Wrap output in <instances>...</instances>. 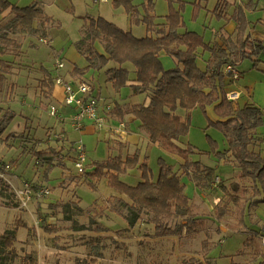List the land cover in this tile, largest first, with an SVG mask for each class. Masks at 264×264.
Instances as JSON below:
<instances>
[{
  "label": "rangeland",
  "instance_id": "rangeland-1",
  "mask_svg": "<svg viewBox=\"0 0 264 264\" xmlns=\"http://www.w3.org/2000/svg\"><path fill=\"white\" fill-rule=\"evenodd\" d=\"M10 1L18 7L39 1L45 14L55 22L49 25L44 34L39 26L35 25L37 30L30 36H12L21 45L20 50L16 54L6 52L8 57H3L11 64L12 74L0 92V108L11 112L13 118L4 133V136L12 134V138L10 137L7 143H0V177L10 186L12 192L21 182L31 184L34 190H49L48 196L33 199L26 208L20 207L16 197L7 196L6 199H0V234L19 225L16 232V251L21 256L31 255L33 264H181L189 258L200 260L203 264H258L264 257V246L259 244V237L250 231L258 222L253 220V214H250L249 228L244 224L235 226L239 223L238 208L228 201L227 195L219 189L220 183L227 186L232 181H238L242 188L249 190L250 183L238 179L235 164L228 166L227 172H224L223 165H217L214 158L205 154L209 151L206 135L218 143L221 151L227 145L219 131L213 128L206 130L209 119L201 110H177L180 117L190 121V129L188 135L183 138L184 142L203 153L202 156H193L192 159L216 168L219 175L214 180L212 190L197 192V195L190 199L194 217L198 224L201 222V225L194 227L197 232L193 236H159L148 215H144L135 227H128L120 216L112 212L109 199L115 193L107 188L105 180L93 182L96 190L90 189L87 184L90 180L84 174L79 175L73 163L66 160V151L68 155L71 154V146L79 143L84 146L86 164L105 160L109 148L105 146L101 151L102 147H99L96 135H80L69 127V121H60L58 112L55 116L50 115V108L57 110L59 105L56 100H49L46 91L39 86L43 79L41 69L50 72L52 67L61 61L64 66L61 72L64 76L75 66L83 68L86 65L80 56L74 63L66 57L67 53L73 54L71 49L82 36L81 27L86 15L103 16L136 37L146 34L144 26L130 25L128 16L121 9H113L110 0L101 4L93 3L92 0ZM139 1L141 0H136ZM153 1L159 22L161 17L167 14L169 5L164 0ZM183 1L186 2L183 11L185 29L203 35L205 41L214 42L211 30L218 29V23L223 19L216 16L206 18L204 9H195L190 4L195 0ZM227 1L230 4L227 10L232 15L235 12L233 6L238 5L236 0ZM241 1L243 17L247 22L243 35L260 41L263 49L259 50V54L254 58H245L237 65L236 70L241 73V77L237 85L233 86L234 91L248 84L250 79H264V0ZM214 3L215 0H210L207 8L211 10ZM8 17L9 15L4 13L0 15V21L4 22ZM40 38L45 39L47 43H40ZM208 58L209 53L204 52L197 61L201 70H204ZM254 60L258 61L257 69L253 67ZM130 67L133 70V67ZM69 75L71 76L70 73ZM103 84L104 80L100 77L99 82L95 83V93L100 92L103 97H108L106 94H109L114 98L112 91L106 90ZM120 93L126 97L129 89L123 88ZM246 99L242 96L238 100L239 104L244 105ZM145 100L144 95L139 97L140 102ZM105 125L107 127L102 130L108 132L109 124L103 122V126ZM117 125L118 123L113 126ZM135 125L137 126V123ZM135 125L134 130L137 128ZM131 126L130 124L129 127ZM56 136H61L62 139H55ZM178 145L183 147L184 144ZM150 146L148 148L141 144L139 153L141 162L147 163L150 178L155 181L158 175V158H163L173 167L178 166V159L166 150L155 145ZM62 147L63 152L53 155V167L47 169L45 163H36L33 152L49 151L50 148L59 151ZM110 152L113 156L123 158L127 154L123 149L118 151L110 148ZM66 173L74 177L66 178ZM137 175V170H132L129 175L122 176L121 180L128 185H136L140 181ZM13 176L17 181L12 180ZM23 183L18 188H21ZM239 195L242 196L241 192ZM224 202L227 203V213L222 219H218L214 207ZM118 208L121 209L122 206ZM260 208L264 209V205ZM121 212L124 214L126 210ZM182 222L183 220L177 218L163 220L171 230ZM22 224L23 226H20ZM43 226L51 230L45 231ZM96 252H100V255Z\"/></svg>",
  "mask_w": 264,
  "mask_h": 264
},
{
  "label": "trees",
  "instance_id": "trees-1",
  "mask_svg": "<svg viewBox=\"0 0 264 264\" xmlns=\"http://www.w3.org/2000/svg\"><path fill=\"white\" fill-rule=\"evenodd\" d=\"M110 1L113 9H121L128 16L130 25H143L145 36L135 37L130 31H124L102 17L84 16L82 36L74 47L86 65L83 68L75 66L70 74L82 79L90 69L101 71L112 63L114 66L106 70L109 75L107 82L111 83L112 89L119 91L128 87L135 94L145 93L148 104H134L124 110L117 106L111 110V114L119 119L132 117L138 122V128L146 134L148 142L176 156L178 166L173 167L163 158H158V175L155 181H151L147 164L141 162L136 153L125 158L111 156L85 165L81 175L84 174L90 180L88 187L95 191L93 182L105 180L107 188L115 193L109 199L112 212L120 216L128 227H135L144 215H148L159 236L195 235L197 230L194 227L201 225V222L198 224L194 217L192 204L184 195L181 179L186 177L194 184L197 192L205 193L213 189L214 180L219 175L216 168L192 159L203 153L184 142L183 138L190 129V121L176 113L178 109L187 112L199 109L206 114L207 108L213 107L217 119L209 120L206 130L213 128L219 131L227 147L223 151L219 150L218 143L206 135L209 151L205 154L214 158L217 165L235 164L238 179L250 183L249 190L242 188L238 181H232L227 186L219 184L220 191L238 208L239 223L235 226L244 224L249 228L248 217L251 212L264 205V152L261 137L257 133L264 125V112L253 103L241 106L238 102L241 97L234 101L225 98L226 89L233 81L224 72V67L231 65L236 68L243 59L254 58L263 49L262 43L251 40L248 36L244 37L247 22L243 13H233L227 18V7L221 0H218L213 13L219 19H234L237 23L236 39L231 41L228 38L222 46H210L201 35L185 29V1L164 0L169 9L159 22L153 0ZM193 6L195 9L201 7L200 4ZM4 13L9 17L4 22L0 21V92L12 74L11 64L3 57H8L6 52L16 54L21 47L12 36H30L37 30L35 25L44 34L49 25L55 23L52 17L45 14L39 1L18 7L10 0H0V15ZM95 44L101 45L104 54L96 51ZM199 51L209 53L204 70L197 66ZM162 54L175 62V68H163L159 60ZM254 61L253 67L256 68L258 61ZM129 65L133 67L132 71ZM41 71L43 79L39 86L48 95L54 87V81L47 70L42 68ZM239 74L241 77V73ZM12 118L11 112L0 108V143H7L12 138V134L4 136ZM178 143L184 144L183 147ZM60 153L61 150L50 148L49 151H35L33 156L37 164L45 163L48 169L54 165L53 155ZM132 170H137L140 174V181L136 185H128L121 180L122 176L130 174ZM7 196L16 197L0 177V199H6ZM118 206L122 208L119 209ZM121 210H126V213L123 214ZM214 210L217 218L222 219L228 210L227 203L216 205ZM170 218L181 219L183 222L171 230L163 223L164 219ZM43 227L45 231L51 230ZM18 228L19 225L0 234V264L34 263L31 255L21 256L15 249ZM250 231L255 236L264 238V223L257 230ZM96 253L100 255V252ZM181 264L203 263L189 258ZM258 264H264V257Z\"/></svg>",
  "mask_w": 264,
  "mask_h": 264
},
{
  "label": "crops",
  "instance_id": "crops-1",
  "mask_svg": "<svg viewBox=\"0 0 264 264\" xmlns=\"http://www.w3.org/2000/svg\"><path fill=\"white\" fill-rule=\"evenodd\" d=\"M141 1L144 2L145 0H141ZM181 1H183V0H181ZM221 1L226 5V7L230 5L227 0H221ZM201 2H202V0H195L190 4H192V7L194 4H200L201 8L204 9L203 11L205 12L206 18L209 17V19H210L213 16H216L213 13V10H214L218 0H215L214 6L211 10L207 8V6H208L207 4L210 2V0H205L202 3ZM235 3L238 5V7L233 6L235 9L234 13L242 12V8H243L242 1L236 0ZM233 4H234V2H233ZM230 7H232V6H230ZM225 14H226L227 18H230L232 16L231 14H229V10H227V8H226ZM100 17L105 19V17H103V16H100ZM183 20H184V18H183ZM109 22H112L113 24H115L118 27V25L114 21H109ZM184 22H185V20H184ZM218 24H219L218 29L211 30V32H212L211 38H212V40H214V42L205 41L203 35H201L203 37V40L205 43L209 44L210 46H222L224 44L223 42L226 39L229 38V40H231V41L236 39L237 23L234 19H229V20L223 19V21L222 20L219 21ZM120 29H122V28H120ZM122 30H124V29H122ZM139 38H141V37H139ZM251 40H254V39H251ZM254 41H256V40H254ZM95 49L99 54H104V51L99 44H95ZM71 53H73V54L67 53L66 57H68L74 63L77 58L79 59V55L77 54L75 47L71 49ZM198 53H199V58H201V56L204 54V52H202V51L201 52L199 51ZM199 58H198V60H199ZM159 60H160L162 66L165 70H170V69L175 68L176 64L170 57H167V56L162 54L160 56ZM60 63H61V61H60ZM55 66L52 67V70L50 72H48L50 74V76L52 77L53 81H54L55 76L59 75L65 81H68V82L73 83V84H77L81 81L86 83L90 88V96L93 98L101 100V102L99 103V106H98L99 107L98 108L99 115L103 119V122H106V124L107 123L109 124L108 125V129H109L108 132L103 131L102 130L103 128L100 130H97L92 125V123L89 121H86L84 123V126H83V128H81L80 131L74 130L71 126H69V127H71V129L73 131L79 133L80 135H88V136L96 135L97 136L96 141H98V143L100 144L99 147H102L101 151H103V147H105V146H106V148L107 147L109 148V150L107 149L108 153H107L105 159L113 156V155H111L110 148H114L118 151H121L123 149L124 151L127 152L126 156L133 155L136 153L139 156V159L141 161L142 157L140 156V153H139L141 144H144L148 148L151 147L150 143L148 142V139L146 137V134L141 129L138 128V122L134 121L132 117L125 116L124 118L119 119L116 116H114L113 114H111V110H113L117 106L120 107L122 110H124L128 106L134 105V104L147 105L148 103L146 104V100L148 101V96L145 93L135 94V93H133L131 88H128V87L127 88L129 89V94L126 97L120 93V90L119 91L113 90L111 87V83L107 82L109 75L106 74V70L108 68H112L114 66L112 63H109L107 65V67L101 71H96V70L90 69L89 71L86 72V74L82 77V79L70 76L69 75L70 71L67 72L66 74H64V76H63L62 75L63 73L61 72V70L63 68L57 72L55 70ZM129 69H131L130 66H129ZM100 77H102L104 80L103 85L106 87V90L110 89L114 95V98H112L111 95H109V94H106L108 97H103L100 92L98 94L95 93V87H96L95 83L99 82ZM237 82H232L226 90L227 91L235 90V89H233V86L237 85L236 84ZM98 87L100 88L101 86H98ZM238 89H239L238 91L241 92L240 97L245 96L247 98L246 101H244L245 103L243 102L244 104L253 103L264 112V79L263 78L250 79L248 84H244L243 87L240 86ZM63 95L64 94H63L62 87L59 85H56L55 83H54V87H53L51 93L48 94L49 100L53 99V100H56V102L58 103L59 107L57 108V112H58L57 116L60 118V121L62 123H65L64 121H68L69 116L71 114H73L74 110L71 108H67L63 105ZM143 95H144L146 100L140 102L139 97L143 96ZM206 111H207L206 115H207L209 120L215 121L217 119L213 115V107H208ZM116 123H118V125L113 126ZM136 123H137V126L135 125ZM130 124L132 125L131 128L129 127ZM133 125H135L137 127L136 130H134ZM103 127L106 128L107 125H105ZM257 133L261 137V146H262V150L264 152V125L257 130ZM60 149L63 152V147L59 148V151H60ZM96 150H97V148H96ZM69 152L72 154V156H71V154L68 155V153L66 151V156H67L66 160L68 159V160H70V162H72L74 164L75 152H74V146L73 145L71 146ZM144 158H146V157H144ZM143 163H146V161H144ZM63 164H65V163L63 162ZM54 165H55V163H54ZM222 168L225 169L224 172H227L226 169L229 167L223 166ZM127 175H129V174H127ZM64 176L66 178H69L70 176H73V175L66 173V174H64ZM148 176H149V179L151 181H153L150 178L149 172H148ZM136 177H140L139 172H138V175ZM12 180L17 181V178L13 176ZM22 183L23 182H21L20 185ZM181 184L184 186V195L189 200L194 198V196L197 195L196 194L197 191L194 187V184L191 181H189L186 177H183L181 179ZM20 185H17V188L20 187ZM17 188H14V189H17ZM112 196H114V194H112ZM199 196H200V198L205 200L202 195H199ZM205 201H207V200H205ZM253 211L251 212V214H253V220H255L258 223L255 225L253 224L254 226L252 227L251 230H257L264 223V209L258 207ZM256 237H258V236H256ZM259 239L261 240V241H259V244L263 245L264 238L259 236Z\"/></svg>",
  "mask_w": 264,
  "mask_h": 264
},
{
  "label": "built area",
  "instance_id": "built-area-1",
  "mask_svg": "<svg viewBox=\"0 0 264 264\" xmlns=\"http://www.w3.org/2000/svg\"><path fill=\"white\" fill-rule=\"evenodd\" d=\"M94 3L101 4L106 3L108 0H92ZM40 43L46 44L45 39H40ZM63 68L62 63H58L55 66V70L58 72ZM224 72L230 77L233 82H237L240 78L239 72L236 68L231 65H226L224 67ZM54 83L59 85L63 89V105L67 108L74 110L68 118L70 125L73 129L80 131L83 128L84 123L89 121L92 125L100 130L103 128V119L99 115L98 106L101 100L93 98L90 96V88L84 82H79L77 84L65 81L59 75L55 76ZM241 96L240 91H227L225 98L229 101L238 100ZM57 110L54 107L50 108V115L55 116ZM55 139L61 140V136L54 137ZM75 161L74 168L77 173L81 175L84 172L86 165V152L82 144H76L74 146ZM13 192L18 200L20 207L26 208L28 204L33 199L44 198L49 195V190L47 188H40L39 190H34L32 185L29 183H23L21 188L13 189ZM264 245V243H263Z\"/></svg>",
  "mask_w": 264,
  "mask_h": 264
}]
</instances>
